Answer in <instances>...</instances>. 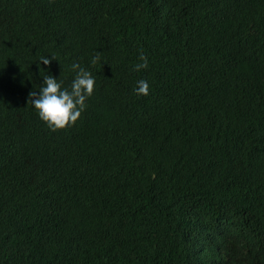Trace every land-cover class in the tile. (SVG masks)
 Wrapping results in <instances>:
<instances>
[{"label":"trees","instance_id":"obj_1","mask_svg":"<svg viewBox=\"0 0 264 264\" xmlns=\"http://www.w3.org/2000/svg\"><path fill=\"white\" fill-rule=\"evenodd\" d=\"M0 264H264V0H0Z\"/></svg>","mask_w":264,"mask_h":264},{"label":"clouds","instance_id":"obj_2","mask_svg":"<svg viewBox=\"0 0 264 264\" xmlns=\"http://www.w3.org/2000/svg\"><path fill=\"white\" fill-rule=\"evenodd\" d=\"M140 57V62L133 66L137 71L146 69L149 65L145 53L141 52ZM52 59H56L55 54L40 57L44 64H50ZM98 60H100L99 54L92 57L93 64ZM71 68L75 75L70 85L66 86L62 79L48 72L43 75V82L38 91L33 89L29 93V100L39 117L54 131L74 125L87 108V100L94 92L96 77L92 71L77 60L72 62ZM134 91L137 94L148 95L149 81L144 78L139 79Z\"/></svg>","mask_w":264,"mask_h":264}]
</instances>
